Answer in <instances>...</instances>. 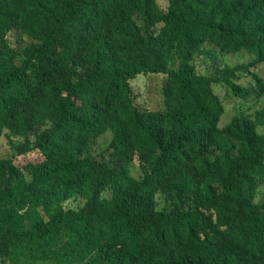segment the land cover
<instances>
[{"label": "trees", "instance_id": "obj_1", "mask_svg": "<svg viewBox=\"0 0 264 264\" xmlns=\"http://www.w3.org/2000/svg\"><path fill=\"white\" fill-rule=\"evenodd\" d=\"M160 1L0 0V264H264V0Z\"/></svg>", "mask_w": 264, "mask_h": 264}, {"label": "rangeland", "instance_id": "obj_2", "mask_svg": "<svg viewBox=\"0 0 264 264\" xmlns=\"http://www.w3.org/2000/svg\"><path fill=\"white\" fill-rule=\"evenodd\" d=\"M160 5L162 7H166V0L160 1ZM248 60V56L245 55L243 52H239L236 54H229L221 57V61L227 64H235L238 62H245ZM201 62L198 63V69L202 73H209V70L205 66H201ZM246 80V79H243ZM166 82V77L164 75H150L149 77L146 76H139L134 81H132V87L134 93L138 96L137 101L145 108H152L156 109L159 105V101L161 98V91L162 87ZM216 93L219 97L223 100V103L226 107V113L222 116L221 126L226 125V122L230 120V118L236 113L239 112V108H237V102L239 101L238 98L228 97L227 90L220 85H214ZM247 107L246 112L251 113L254 109L260 106L259 103H248L245 105ZM8 153V146L6 143V139L2 137L0 139V156L7 155ZM40 155L36 152H32L26 154L24 156L18 157L15 162L16 163H26L28 161H35ZM263 197H264V189H263ZM68 207H76V201H71L67 203Z\"/></svg>", "mask_w": 264, "mask_h": 264}]
</instances>
